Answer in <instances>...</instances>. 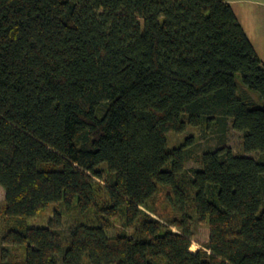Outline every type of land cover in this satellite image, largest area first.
Returning <instances> with one entry per match:
<instances>
[{
	"label": "trees",
	"instance_id": "1",
	"mask_svg": "<svg viewBox=\"0 0 264 264\" xmlns=\"http://www.w3.org/2000/svg\"><path fill=\"white\" fill-rule=\"evenodd\" d=\"M200 125L245 154L187 170L167 135ZM0 185V264H264V61L233 5L0 0Z\"/></svg>",
	"mask_w": 264,
	"mask_h": 264
},
{
	"label": "rangeland",
	"instance_id": "2",
	"mask_svg": "<svg viewBox=\"0 0 264 264\" xmlns=\"http://www.w3.org/2000/svg\"><path fill=\"white\" fill-rule=\"evenodd\" d=\"M237 80L240 85H243L241 75H237ZM252 93L259 98V94L256 91ZM260 99V98H259ZM168 143L174 147L185 143L188 137H192L193 140L189 145L190 155L186 164L187 170L197 168L201 166L200 156L208 149H216L223 143L231 146L235 153L245 154L244 147H242V133L232 129L230 126L222 131L219 127L207 129L204 125L189 126L183 132L170 131L168 133ZM164 202V197L160 195V203ZM5 205V189L0 185V242L4 237L7 226V218L4 214ZM56 209V204H52L49 207L42 210L37 216L28 219V226H43L48 225L49 219L53 216ZM166 214H170V209H166ZM155 215V214H154ZM156 216V215H155ZM158 217V216H157ZM67 224V223H66ZM64 225V229L67 230L68 225ZM124 229V223L122 219L115 221V227L109 230L110 235H115ZM177 230V228H174ZM193 245L191 247L193 252H197L208 242L210 236V226L208 221L198 222L195 220L193 224ZM0 246L12 248L8 244H1ZM19 252V250L17 251Z\"/></svg>",
	"mask_w": 264,
	"mask_h": 264
},
{
	"label": "crops",
	"instance_id": "3",
	"mask_svg": "<svg viewBox=\"0 0 264 264\" xmlns=\"http://www.w3.org/2000/svg\"><path fill=\"white\" fill-rule=\"evenodd\" d=\"M258 55L264 61V0H228Z\"/></svg>",
	"mask_w": 264,
	"mask_h": 264
}]
</instances>
